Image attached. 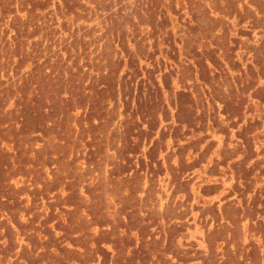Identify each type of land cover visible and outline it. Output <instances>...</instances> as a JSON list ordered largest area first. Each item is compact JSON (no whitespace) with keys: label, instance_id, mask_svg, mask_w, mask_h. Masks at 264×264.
<instances>
[{"label":"rangeland","instance_id":"374dc122","mask_svg":"<svg viewBox=\"0 0 264 264\" xmlns=\"http://www.w3.org/2000/svg\"><path fill=\"white\" fill-rule=\"evenodd\" d=\"M0 264H264V0H0Z\"/></svg>","mask_w":264,"mask_h":264},{"label":"trees","instance_id":"16d2710c","mask_svg":"<svg viewBox=\"0 0 264 264\" xmlns=\"http://www.w3.org/2000/svg\"><path fill=\"white\" fill-rule=\"evenodd\" d=\"M97 247H100V245H99V244H97Z\"/></svg>","mask_w":264,"mask_h":264}]
</instances>
